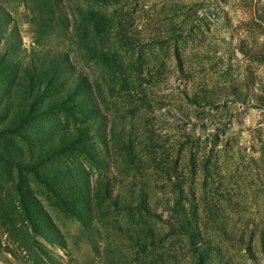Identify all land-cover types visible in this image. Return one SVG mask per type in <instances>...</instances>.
I'll list each match as a JSON object with an SVG mask.
<instances>
[{
  "label": "rangeland",
  "instance_id": "rangeland-1",
  "mask_svg": "<svg viewBox=\"0 0 264 264\" xmlns=\"http://www.w3.org/2000/svg\"><path fill=\"white\" fill-rule=\"evenodd\" d=\"M0 57V264H264V0H0Z\"/></svg>",
  "mask_w": 264,
  "mask_h": 264
},
{
  "label": "trees",
  "instance_id": "trees-1",
  "mask_svg": "<svg viewBox=\"0 0 264 264\" xmlns=\"http://www.w3.org/2000/svg\"><path fill=\"white\" fill-rule=\"evenodd\" d=\"M2 57V56H1ZM0 57V60H2V58ZM3 62L0 61V64H2ZM0 68H2V66H0ZM2 73V72H1ZM24 73V72H23ZM23 73L21 76H17V72L11 75H6L8 78V82H14L17 83L19 82V78L24 77V79H27L26 81V87H27V91L29 92V106L31 107L32 103H40L44 96V90H43V85H42V77L38 76L37 73L34 71L33 74H29L28 72H26L23 76ZM47 83V81L45 82V84ZM2 89L4 90V87H2ZM58 106H62V105H58ZM66 110V109H65ZM77 129V128H76ZM81 131V129H79ZM88 131L84 132L82 131L83 134H86ZM69 136L72 138V134L71 132H68ZM80 133V132H78ZM65 133H61V136H59L60 143H58V145L64 144L65 143V139L64 137ZM85 136V135H84ZM0 159L1 160H5V155L2 154L0 152Z\"/></svg>",
  "mask_w": 264,
  "mask_h": 264
}]
</instances>
